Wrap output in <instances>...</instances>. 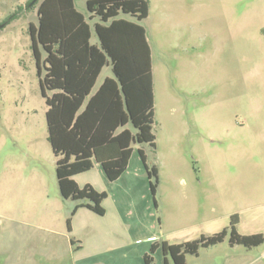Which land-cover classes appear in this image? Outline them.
Returning a JSON list of instances; mask_svg holds the SVG:
<instances>
[{"label":"rangeland","instance_id":"obj_1","mask_svg":"<svg viewBox=\"0 0 264 264\" xmlns=\"http://www.w3.org/2000/svg\"><path fill=\"white\" fill-rule=\"evenodd\" d=\"M147 1L143 27L151 53L155 147L132 144L130 169L142 167L143 147L147 165L158 171L157 208L143 167L135 179L118 183L128 186L126 194L113 193L144 218L141 234L154 236L146 254L155 242L181 244L216 234L232 215L240 235L264 238V0ZM29 2L0 0V24L16 17L0 30V264H28L30 256L45 264L39 255L57 252L64 253L62 264H70L67 220L75 237L84 222L103 219L86 208L74 217L82 201L59 194L28 34L29 23H37L36 7L27 9ZM75 4L85 11V0ZM39 51L43 74L45 53ZM109 73L105 68L96 85ZM77 177L99 184L103 176L90 170ZM111 197L101 204L108 218ZM228 239L185 255V264H222L231 254ZM236 247L264 251V243ZM152 257L153 264L163 263L160 249ZM135 264H144L142 256Z\"/></svg>","mask_w":264,"mask_h":264},{"label":"trees","instance_id":"obj_2","mask_svg":"<svg viewBox=\"0 0 264 264\" xmlns=\"http://www.w3.org/2000/svg\"><path fill=\"white\" fill-rule=\"evenodd\" d=\"M34 7L37 23H29L28 34L47 108V139L55 157L59 194L64 200L82 201L72 215L86 208L102 216L106 193L88 185L79 188L73 177L99 164L107 180L114 182L126 171L132 144L155 147L151 53L139 25L148 17L149 4L147 0H87V12L100 21L94 26L98 45L89 43L90 26L76 11L74 0H37ZM120 15L134 22L117 19ZM14 18L0 25L5 27ZM39 49L45 53L43 74ZM105 66L111 67L113 78H106L93 92ZM138 154L156 209L158 171L147 165L143 147ZM238 223V216L232 215L228 227L216 234L181 244L154 243L150 254L144 255V264H153L157 249L162 252V264H170L167 258L172 264H185V255H197L200 248L218 245L228 236L231 247L252 249L264 243L261 234L240 235ZM67 226L69 230V220Z\"/></svg>","mask_w":264,"mask_h":264},{"label":"crops","instance_id":"obj_3","mask_svg":"<svg viewBox=\"0 0 264 264\" xmlns=\"http://www.w3.org/2000/svg\"><path fill=\"white\" fill-rule=\"evenodd\" d=\"M86 1L87 0H85V11H82V8L81 10H79L76 7L75 0L74 7L77 12L84 16L85 20L90 26L89 43H91L92 45H98L99 40L95 33L94 26L95 24H100V21L97 17L90 16V14L87 12ZM117 19H123L134 22L132 18H129L124 15H120ZM144 21L139 23V25H141L143 29ZM109 23L110 22L106 23L105 25H108ZM144 32L145 38L147 40L145 29ZM105 68L109 69L110 73L105 75L102 78L101 82L96 85ZM106 78H113L110 66H105L104 68H102L96 80L93 92H95L101 86V84ZM133 154L134 150L132 149V154L126 171L114 182H110L107 180L99 164H94L93 168L91 169L92 172L96 171L98 175L103 176L99 181V184H96L95 181L90 178L87 180L79 181L78 178L80 177H73L74 182L79 188H83L86 185L91 186L95 191L99 193H106V200H110V197L112 196L111 198L114 203V207L112 210L113 215L109 218L106 215L107 210L104 209V215H102V224L95 223L94 225L91 223L84 222L80 234H76L77 236L75 237L74 223H71L69 232L73 235V239H70V245L68 248L69 250L67 253L71 256L70 264H135V261L139 260L141 256L144 262V255L146 254L147 248L153 242L154 236L141 234V230L146 225L144 218L134 216L133 211L131 210V202H124L122 197L117 196H123V194H126L128 192L126 190L128 188L127 185L125 187H119L118 183L125 177L127 181L135 179L139 173H142V167L144 169L141 159V168L136 167V171L130 169V163ZM116 191H118V194L115 196L113 192ZM79 210L80 208L75 211V213L73 214L74 217L77 215ZM140 246H143V250L140 249L141 251L138 250ZM12 252H15L12 254L13 256H15L16 251ZM253 252H255V250L239 251L236 246H232V248H230L231 254L226 255L225 260L222 264H264V251H261L258 254H253ZM39 256L42 258V260H44L45 264H49L51 262L53 264H62L61 262L64 258V253L57 252L53 253L52 256H50L49 254L41 253ZM30 257L27 260L28 264H39L37 263L35 257Z\"/></svg>","mask_w":264,"mask_h":264},{"label":"water","instance_id":"obj_4","mask_svg":"<svg viewBox=\"0 0 264 264\" xmlns=\"http://www.w3.org/2000/svg\"><path fill=\"white\" fill-rule=\"evenodd\" d=\"M36 1H37V0H33V1L30 3V5L33 4V3H35ZM3 28H4V25H3V24L0 25V30L3 29Z\"/></svg>","mask_w":264,"mask_h":264}]
</instances>
